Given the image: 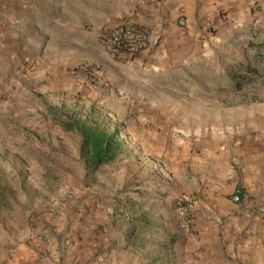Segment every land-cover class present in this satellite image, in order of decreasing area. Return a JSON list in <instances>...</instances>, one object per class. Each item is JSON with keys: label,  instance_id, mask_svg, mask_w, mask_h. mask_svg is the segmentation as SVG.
Segmentation results:
<instances>
[{"label": "crops", "instance_id": "0c3cea01", "mask_svg": "<svg viewBox=\"0 0 264 264\" xmlns=\"http://www.w3.org/2000/svg\"><path fill=\"white\" fill-rule=\"evenodd\" d=\"M140 9L134 23L146 31L147 47L124 63L110 59L125 71L103 65L110 87L85 84L88 104L123 119L126 149L109 165L115 188L129 186L135 218L124 226L116 220L119 201L104 200L113 188L102 166L106 183L86 188L80 213L46 218L58 238L28 241L6 264L47 254L80 264H264V216L257 213L264 202V98L245 97L246 88L226 93L219 84L232 62L246 58L238 49L264 39V0H147ZM182 194L194 199L190 234L181 232L173 209ZM133 224L156 236L128 234ZM127 239L139 241L131 252ZM147 243L164 247L152 252ZM141 252L148 263L138 260Z\"/></svg>", "mask_w": 264, "mask_h": 264}, {"label": "rangeland", "instance_id": "374dc122", "mask_svg": "<svg viewBox=\"0 0 264 264\" xmlns=\"http://www.w3.org/2000/svg\"><path fill=\"white\" fill-rule=\"evenodd\" d=\"M146 2L0 0V264H6L28 241L43 237L57 239L58 232L53 231L56 227L52 223L50 226L46 218L50 221L72 210L75 214L80 213L84 206L82 202L87 198L86 188L106 183L100 178L104 173L102 169L86 176L85 163L79 157L80 137L62 131L46 108H54L56 119L63 121L69 111L61 109L62 105L83 112L99 106L111 125L123 123V119L113 120L105 107L96 101L93 104L86 102L85 84L94 83L86 78L84 70L98 67L103 71L105 65L111 70L115 66V69L125 71L123 66L115 65L110 59L120 63L130 60L110 55L99 42L100 32L122 21L136 22L138 13L142 12L140 6ZM256 2L252 4L253 11L258 10ZM206 30L208 35L216 31L211 27ZM206 32H201L205 36L203 41L209 38ZM243 49H238L237 56L247 53L243 62L262 70V64L253 62V53ZM245 88V97L264 98V84ZM106 100L111 103V99ZM103 168H107L110 174L107 187L113 188L104 200L117 198L116 220L121 226L127 225L123 220L134 219L136 212L129 205V186L126 184L116 189L114 185L118 180L116 174L112 176L113 168L109 163ZM28 230L31 233L24 242L22 239ZM53 241L47 246L50 252L55 245ZM127 242L131 252L139 241L127 239ZM65 243L71 241L66 239ZM145 245L152 252L164 247L158 243ZM97 256L94 252L91 259ZM136 256L139 261H145L143 252L136 253ZM38 259L27 264H48L46 259L50 264H80L74 260H52L49 254ZM88 262L83 261L84 264Z\"/></svg>", "mask_w": 264, "mask_h": 264}, {"label": "trees", "instance_id": "16d2710c", "mask_svg": "<svg viewBox=\"0 0 264 264\" xmlns=\"http://www.w3.org/2000/svg\"><path fill=\"white\" fill-rule=\"evenodd\" d=\"M247 49L253 53V62L262 64L263 69L249 62L234 61L229 65L226 73L224 86L226 93H236L242 91L248 85L264 84V39L255 40L248 44ZM68 112L67 118L63 121L57 120L54 108L47 107L46 111L52 115V121L56 123L62 131L74 133L80 137L79 157L84 161L87 175H94L100 167L113 162L126 149L124 142L125 126L122 124L111 125L104 118V114L96 107H90L86 112L73 107L60 106ZM142 231L148 238L155 237L154 230L135 228L133 224L128 231ZM140 232V233H142ZM155 234V235H154ZM172 243L173 240H168Z\"/></svg>", "mask_w": 264, "mask_h": 264}, {"label": "built area", "instance_id": "2783aa9c", "mask_svg": "<svg viewBox=\"0 0 264 264\" xmlns=\"http://www.w3.org/2000/svg\"><path fill=\"white\" fill-rule=\"evenodd\" d=\"M183 26V20H179ZM146 31L141 26L131 21H122L114 26L106 27L100 32L99 42L107 52L122 60L134 59L147 47ZM86 78H89L99 87L108 88L109 83L103 77V72L98 67L85 68ZM194 199L188 195H179L174 200V213L182 233L190 234L196 230V222L193 214ZM238 202V196L233 197ZM257 213L264 216V202L257 206ZM128 219L126 218L125 221Z\"/></svg>", "mask_w": 264, "mask_h": 264}]
</instances>
